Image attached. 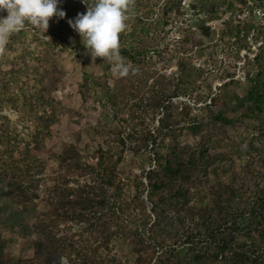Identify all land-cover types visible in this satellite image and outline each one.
<instances>
[{
	"label": "trees",
	"instance_id": "obj_1",
	"mask_svg": "<svg viewBox=\"0 0 264 264\" xmlns=\"http://www.w3.org/2000/svg\"><path fill=\"white\" fill-rule=\"evenodd\" d=\"M253 1L257 6L251 12L264 9V0ZM184 2L168 0L163 10L166 16L176 10L183 35L178 43L190 47L183 49L188 54L202 45L198 32L214 34L208 24L219 9L235 5L192 0L187 9ZM239 3L247 6L245 0ZM123 39L121 33L119 54L135 67L157 53L137 35L127 44ZM239 42L240 51L250 50ZM246 59L249 87L242 96L228 95L218 110L213 99L207 104L199 95L195 107L206 105L197 113L183 102L174 114L172 100L195 92V82L188 80L195 68L188 57L178 60L171 77L153 81L150 106L163 110L164 117L156 134L148 131L130 148L135 155H148L150 166L143 165L140 175L123 177L124 154L110 147L99 146L87 155L75 144L64 146L56 156L53 184L42 199L46 210L32 223L26 216L41 200L42 154L55 117L46 110L51 101L44 89L0 93V226L34 237L32 256L17 258L7 252L11 240L0 235V264H264V46ZM230 79L221 88L235 84ZM82 87L107 102L115 98L93 75L84 74ZM97 87H104L102 94ZM7 108L19 112L21 129L3 114ZM229 111L256 121L241 141L244 155L239 154L241 143L228 152L233 141L228 129L236 121ZM237 156L245 157L242 168L236 167ZM73 223L85 225L87 233L73 232ZM113 244L130 246L131 257L113 254Z\"/></svg>",
	"mask_w": 264,
	"mask_h": 264
},
{
	"label": "rangeland",
	"instance_id": "obj_2",
	"mask_svg": "<svg viewBox=\"0 0 264 264\" xmlns=\"http://www.w3.org/2000/svg\"><path fill=\"white\" fill-rule=\"evenodd\" d=\"M191 1L185 0L187 9ZM228 2L234 3L235 8L229 10L225 3L216 19L208 24L214 34L206 37L198 32L197 40L202 41L200 49L186 54L183 49L190 47L178 43L183 35L179 31L182 24L177 25L175 21L176 10L170 16H166L163 10L168 0H128L126 27L121 32L123 44L130 43L137 35L143 44L157 52L149 54L141 67H135L120 54L115 58L97 57L93 60L80 35L68 23V20H75L78 14L87 11V5L82 0H61L59 7L66 12V17H53L47 32L25 21L19 30L8 35L0 54V93L12 94L15 90H20V93L22 88L28 92L44 89L46 98L51 101L46 110L55 117L52 134L46 139L42 154L46 170L40 190L41 200L27 214L29 223L34 222L37 213L46 210V203L42 199L53 184L52 178L58 166L56 156L66 145L75 144L87 155L95 152L99 146L105 149L110 147L124 154V162L120 166L123 177L140 175L143 165L149 168L148 155L145 158L135 155L130 148L148 131L157 133L164 113L150 106V86L155 79L171 77L183 56L188 57L191 67L195 68L188 78L195 82V92L192 97L172 100L174 114L180 113L183 102L195 107L194 102L199 95L201 102L208 99L207 104L213 99L214 109L218 110L224 107L228 95L245 94L249 87L244 78L246 58L253 59L264 46V9L256 8L251 12V8L257 6V1H252L249 6H243L239 0ZM227 17L229 20L226 23ZM240 40L250 50L240 51ZM85 73L93 75L105 85V89L109 88L115 95L113 101L107 102L89 91L87 93L82 87ZM231 76L235 84L224 90L221 87L231 80ZM103 88L97 87L98 95L102 94ZM205 105L196 104L195 113ZM3 114L17 122L21 129L17 121L20 119L19 112L7 108ZM228 116L236 120L234 126L228 129V136L233 139L229 142V152L236 144H242L246 133L253 132L256 121L242 120L239 114L232 111L228 112ZM122 141L125 143L122 144ZM188 141L192 143L193 139L189 137ZM239 151L240 155H244L246 145L242 144ZM244 160V156L235 157L236 167L242 168ZM71 227L73 232L87 233L83 224L73 223ZM0 235L11 240L7 249L10 255L17 258L32 256L31 242L34 237L19 234L18 230L10 232L1 226ZM112 248L113 254L131 257L130 246L113 244Z\"/></svg>",
	"mask_w": 264,
	"mask_h": 264
},
{
	"label": "clouds",
	"instance_id": "obj_3",
	"mask_svg": "<svg viewBox=\"0 0 264 264\" xmlns=\"http://www.w3.org/2000/svg\"><path fill=\"white\" fill-rule=\"evenodd\" d=\"M82 2L87 5V11L78 14L75 20H68L69 25L80 35L93 60L117 57L120 34L126 27L128 0ZM60 3L61 0H0V10L8 12L0 19V47L6 43L8 35L19 30L25 21L47 32L53 17H66Z\"/></svg>",
	"mask_w": 264,
	"mask_h": 264
},
{
	"label": "bare ground",
	"instance_id": "obj_4",
	"mask_svg": "<svg viewBox=\"0 0 264 264\" xmlns=\"http://www.w3.org/2000/svg\"><path fill=\"white\" fill-rule=\"evenodd\" d=\"M0 15H2V18L6 17L8 15L7 10L5 9V10H3V12H2V10H0ZM3 46L0 47V51L3 49Z\"/></svg>",
	"mask_w": 264,
	"mask_h": 264
},
{
	"label": "built area",
	"instance_id": "obj_5",
	"mask_svg": "<svg viewBox=\"0 0 264 264\" xmlns=\"http://www.w3.org/2000/svg\"><path fill=\"white\" fill-rule=\"evenodd\" d=\"M245 1L247 2V6H249V4H251L253 0H245ZM227 13H229V12H227ZM239 18H241V16H239ZM228 20H229V17H227V21H225V22L227 23Z\"/></svg>",
	"mask_w": 264,
	"mask_h": 264
},
{
	"label": "water",
	"instance_id": "obj_6",
	"mask_svg": "<svg viewBox=\"0 0 264 264\" xmlns=\"http://www.w3.org/2000/svg\"><path fill=\"white\" fill-rule=\"evenodd\" d=\"M2 12H3V10H2ZM0 19H2V15H0ZM4 46H5V44H4ZM3 50H4V47H3ZM3 50H1L0 52V54L2 55V53H3ZM0 58H1V56H0Z\"/></svg>",
	"mask_w": 264,
	"mask_h": 264
}]
</instances>
